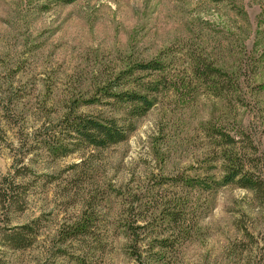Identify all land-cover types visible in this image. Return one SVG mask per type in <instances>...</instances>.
Segmentation results:
<instances>
[{"label": "rangeland", "instance_id": "374dc122", "mask_svg": "<svg viewBox=\"0 0 264 264\" xmlns=\"http://www.w3.org/2000/svg\"><path fill=\"white\" fill-rule=\"evenodd\" d=\"M203 63L242 74L244 102ZM160 78L143 116L110 96ZM70 112L132 127L94 147ZM241 126L264 180V0H0V264H264V198L200 184Z\"/></svg>", "mask_w": 264, "mask_h": 264}, {"label": "trees", "instance_id": "16d2710c", "mask_svg": "<svg viewBox=\"0 0 264 264\" xmlns=\"http://www.w3.org/2000/svg\"><path fill=\"white\" fill-rule=\"evenodd\" d=\"M54 2L71 3L76 0H51ZM205 62V61H203ZM204 64V75L210 77V84L212 88L221 90L223 92H230L236 96V100L244 102L241 91L243 86H248L246 78L241 74H234L230 71H225L214 66L212 63ZM162 63L157 59H149L144 62H137L128 71L132 75L133 71L151 72L156 73L163 71ZM127 73V71L125 72ZM203 75V76H204ZM219 77H225V84L219 82ZM162 84V80L154 79L149 82H138L137 86L141 89L124 90L116 93H111L118 104L126 103L131 105V116H143L156 102V91ZM260 87V86H259ZM66 122L70 124L69 129L75 132L80 140L90 146L94 147H107L109 145L118 143L126 139L128 132L131 130V123H120L118 119L109 118H95L93 116L77 114L75 112L68 113ZM248 128H240L235 131V135L230 136L225 133H218L223 138L222 147L219 151V156L223 160L224 172L218 178H210L209 180L200 181V184L207 186V188H217L227 184H237L240 187L252 190L259 198H264V180L260 175V166L257 164L258 157H252L259 146L256 144L255 139H252V133L247 130ZM220 132V131H219ZM223 134V136H222ZM237 136L243 137L244 144L242 145L248 151L240 149L238 143L240 139ZM239 137V138H241ZM59 150V149H58ZM63 150V149H62ZM66 154V149L62 151ZM250 152V153H248ZM252 153V155H250ZM205 179V178H204ZM12 201V200H11ZM31 224H24L19 226V229L13 233L5 234L7 246L11 248H24L31 243V236L33 234ZM72 232V231H71ZM77 230H73L76 234Z\"/></svg>", "mask_w": 264, "mask_h": 264}]
</instances>
